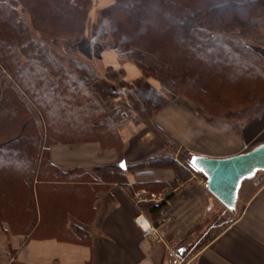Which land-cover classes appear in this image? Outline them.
I'll return each instance as SVG.
<instances>
[{
    "label": "crops",
    "instance_id": "0c3cea01",
    "mask_svg": "<svg viewBox=\"0 0 264 264\" xmlns=\"http://www.w3.org/2000/svg\"><path fill=\"white\" fill-rule=\"evenodd\" d=\"M133 117L124 114L118 121L117 131H132L122 153L98 141L46 148L29 209L36 215L32 230L49 236L14 235L9 222H0V264H264V174L251 187L257 175L243 184L237 216L217 229L210 221L219 209L228 210L208 191L206 178L189 166L192 155L225 158L264 144V114L232 137L225 152H216L206 151L183 111L168 106L152 124L176 144L170 158L182 168L179 176L167 159V139L164 143L145 126L137 127ZM162 156L168 162L158 163ZM121 162L126 185L95 174ZM141 164L149 165L136 169ZM161 204L156 227L151 208ZM138 218L159 228L164 239L145 236Z\"/></svg>",
    "mask_w": 264,
    "mask_h": 264
},
{
    "label": "trees",
    "instance_id": "16d2710c",
    "mask_svg": "<svg viewBox=\"0 0 264 264\" xmlns=\"http://www.w3.org/2000/svg\"><path fill=\"white\" fill-rule=\"evenodd\" d=\"M17 1L0 0V74L7 71L13 76V84L8 86V91L5 92L4 100L0 104V121L2 123L10 121V124L22 133L18 138L8 140L6 150L0 149V168L9 164L10 167H15L13 181L18 180L23 187L28 188V195L31 197L38 160L43 158L46 148L58 143H74L77 140H97L107 148L109 145L106 138L102 139L98 134L106 131L105 123L112 118L116 120L119 112L110 110L94 92L92 84L96 77L88 66L76 59L72 61V69L63 66L52 57L51 48L45 42L32 36L30 27L18 12ZM90 1L41 0L42 7L33 5V2L31 4L32 12L49 18L48 22L54 27H72V30L76 31L77 28L81 31ZM117 2L119 4L114 8L121 12L126 11L133 21H143L139 23L142 25L138 24L139 31H148L155 41L157 35L165 37L161 38V40L164 38L162 41L164 53L170 51L165 47L166 44L174 43V46L170 45L175 51L167 53L171 57L178 55V60L181 59L178 62L173 61L169 55L164 58L146 46L152 51L154 58L165 60L164 66L169 70L172 82V88L168 87L169 90L180 88L179 81V84L183 83L190 88L199 85L203 87V91H210V86L205 83L206 79L210 82L213 76H216L214 74L218 73L219 79L225 81L226 73L223 68L234 57L242 58L240 71L255 68L260 74H264V64H260L250 50L245 36L248 32L249 34L255 32L253 14L264 12V0H160L158 4L152 0ZM45 3L48 6H44ZM143 4L150 8L147 11L153 10L152 14H156L154 18L148 13L152 19L147 15L139 19ZM48 14L51 16L48 17ZM238 15H244L246 19L240 20ZM234 27L242 28L240 29L242 33H232ZM175 48H180L181 51L177 52ZM24 50L28 54L25 60ZM152 71L158 74L156 68ZM135 88L138 89L135 93L137 91L139 93L137 92V96L132 99L133 111L137 115L146 114L151 118L155 109L162 105L163 96L147 81H142ZM33 109L37 112H33ZM20 111H25L26 114L21 116ZM38 118L42 121L40 122ZM29 139L34 140L35 144V154L31 160L26 158V142H29ZM165 159H160L158 163H164L168 159L179 176L182 168L170 157ZM148 165L141 164L137 167L145 168ZM20 168L26 169L19 172ZM95 174L106 182L127 184L125 172L120 166L99 167ZM163 207L164 204L151 208L156 227L160 225V210Z\"/></svg>",
    "mask_w": 264,
    "mask_h": 264
},
{
    "label": "rangeland",
    "instance_id": "374dc122",
    "mask_svg": "<svg viewBox=\"0 0 264 264\" xmlns=\"http://www.w3.org/2000/svg\"><path fill=\"white\" fill-rule=\"evenodd\" d=\"M152 1L158 4L160 0ZM32 2L34 3L33 5L42 7L41 0L17 1L18 12L30 27L32 36L39 41L45 42L51 48L52 57L56 58L63 66L72 69L71 64L74 59L88 66L96 77L92 84L94 92L109 106L110 110L119 112L116 120L112 118V120L105 123L106 131L98 134V137L106 138V142L110 143H107L109 145L107 148L102 145L104 149H108V147L118 148V151L122 153L132 137V131L127 129H122L121 132L117 131L118 121L122 116L121 113L134 116L133 121L137 127L145 126L162 142L165 143L167 139L169 142L167 157H171L176 151V144L154 127L152 121L168 106H173L176 110L183 111L188 117L186 125L200 134L199 139L202 140V143L204 140L206 151L216 152H225L232 137L240 136L239 132L242 128L256 122L264 114V74H260L255 68H250L248 71H240L239 69L243 62L242 58H232L231 64L228 63L223 68L226 73L225 81L219 79L218 73L214 74L216 76H213L210 82L206 79L205 83L210 86V91H203V87L201 88L199 85L190 88L183 83L179 84L178 80L180 88L169 90L168 87H171L172 82L169 78V70L165 69L164 66L165 60L161 58L162 60L160 61L154 58L152 51L147 47L152 48V50L166 58L169 55L167 52L172 53L175 51L172 48L174 43L169 42L168 45L166 44L165 47H168L170 51L168 50L167 54L164 53L165 49L162 47L164 46L162 41L165 37L157 35L155 41L148 31H139L138 24L143 21H133L126 11L121 12L114 8L119 4L117 0H91L83 23L84 27L81 31L77 30V28L76 31L72 30V27H54L53 24L48 22L49 18H44L32 12ZM45 5L48 6L47 3ZM142 7L139 19H143L148 13L154 18L156 14H152L153 10L152 12L147 11L150 8H147L145 4ZM253 15L256 23L255 32H252V34L248 32V35L245 34L247 37L246 41L250 50L260 61V64H264V12H257ZM50 16L48 14V17ZM238 16L240 20L246 19L244 15ZM151 17L148 16L149 19H152ZM148 18L146 19L147 21ZM232 29V33H242V28H240L241 30L235 27ZM162 36L164 38L161 40ZM175 49H177V52L181 51L180 48ZM23 53L25 60L28 54H26V50ZM169 56L171 57V55ZM174 57L172 56L171 58L175 62L181 60L180 58L178 60V55ZM111 59L117 64L114 75H110L105 66L107 61ZM201 62L205 63V61ZM128 68H135L134 72L135 74L138 72L137 75H128L130 74L128 73ZM153 68L157 69L158 74L152 71ZM75 71L80 73L78 70ZM161 71L162 74H160ZM160 76H162V79H160ZM12 78L13 76L7 71H3L0 74V104L4 100L8 86L13 84ZM102 81L104 83L109 82V85L107 84V87L102 86ZM142 81H147L151 87L163 96L162 105L155 109L151 118H148L146 114L137 115L133 111L132 99L137 96V92L139 93V91L135 93L138 90L135 87ZM99 82L101 83L99 84ZM97 83L100 86L98 89L96 88ZM202 84L204 85V82ZM246 94H248L247 97L245 96ZM117 100L120 102L116 103L115 101ZM141 109L143 111V107ZM34 111L37 112V110L33 109ZM19 113L21 116L26 114L25 111H20ZM38 120L42 121L39 118ZM0 122V149L6 150L8 140L18 138L22 132L17 131L10 124V121L3 122L6 123L5 126L2 121ZM109 128L113 130L110 131L108 130ZM30 139H32L31 136ZM30 139L28 140L30 143L26 142L27 145L24 142V146L26 145L27 147V160L34 158L35 154L34 140ZM86 142L91 141L77 140L72 144ZM209 144L210 146H208ZM54 145H59V143ZM10 166L9 164L7 167L0 168V222H9L12 225L14 235L24 234L26 237L31 235V238L48 237L47 231L38 230L34 232L32 230V224L36 223V215L33 210L29 209L32 207V200L28 195L29 189L23 187L18 180L13 181L15 167ZM24 169L26 168H20L19 172H23ZM136 169H143V167H137ZM263 174L257 175L255 180L249 181L248 185L250 187L251 185L253 186L255 182L261 180ZM250 187H247L248 191ZM235 216H237L235 209L228 211L219 209L215 219H212L210 223H215L216 228L220 229L234 219Z\"/></svg>",
    "mask_w": 264,
    "mask_h": 264
},
{
    "label": "water",
    "instance_id": "95a60500",
    "mask_svg": "<svg viewBox=\"0 0 264 264\" xmlns=\"http://www.w3.org/2000/svg\"><path fill=\"white\" fill-rule=\"evenodd\" d=\"M193 158L203 171L192 166ZM189 166L206 178V188L227 210H234L243 184L264 172V144L225 158L192 155Z\"/></svg>",
    "mask_w": 264,
    "mask_h": 264
},
{
    "label": "built area",
    "instance_id": "2783aa9c",
    "mask_svg": "<svg viewBox=\"0 0 264 264\" xmlns=\"http://www.w3.org/2000/svg\"><path fill=\"white\" fill-rule=\"evenodd\" d=\"M147 224V227H144L143 225ZM137 223L140 226L142 232L145 236L155 240V241H162L164 239V233L159 229L153 226L151 223H149L146 220H143L141 218L137 219Z\"/></svg>",
    "mask_w": 264,
    "mask_h": 264
},
{
    "label": "bare ground",
    "instance_id": "6f19581e",
    "mask_svg": "<svg viewBox=\"0 0 264 264\" xmlns=\"http://www.w3.org/2000/svg\"><path fill=\"white\" fill-rule=\"evenodd\" d=\"M116 65H117L116 62L113 61V59L108 60L107 63L105 64V66L107 67V70H108V72L110 73V75H111V74H112V75L115 74V66H116ZM128 70L134 72V71H135V68H134V69H132V68H128ZM110 75H109V76H110ZM110 77H111V76H110ZM111 78H113V77H111ZM115 80H116V79H115Z\"/></svg>",
    "mask_w": 264,
    "mask_h": 264
},
{
    "label": "snow or ice",
    "instance_id": "6c2138e0",
    "mask_svg": "<svg viewBox=\"0 0 264 264\" xmlns=\"http://www.w3.org/2000/svg\"><path fill=\"white\" fill-rule=\"evenodd\" d=\"M191 163H192V166H193L194 168H197L198 159H197V158H193L192 161H191ZM120 167H121L122 169L126 168V163H125V162H121V163H120ZM197 170H198V171H203L202 168H197ZM143 226H144V227H147L146 222H145V224H144ZM181 251H183V250L181 249Z\"/></svg>",
    "mask_w": 264,
    "mask_h": 264
}]
</instances>
